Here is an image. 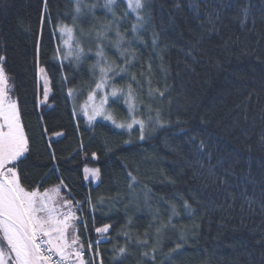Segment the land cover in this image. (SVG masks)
Segmentation results:
<instances>
[{"label": "trees", "instance_id": "obj_1", "mask_svg": "<svg viewBox=\"0 0 264 264\" xmlns=\"http://www.w3.org/2000/svg\"><path fill=\"white\" fill-rule=\"evenodd\" d=\"M151 3L153 24L141 33L144 43L133 45L136 67L129 72L143 84L137 91L142 99L138 107L145 117L150 105L160 108L170 123L140 141L136 130L130 133L102 119L89 123L77 111L92 84L89 65L94 61L79 69L64 61L66 67L60 70L54 59L57 39L51 35V24L42 27L40 23L41 0H0V55L7 58L6 70L32 137L31 155L23 165L26 183L50 173L44 185L48 187L62 178L67 194L84 202L79 212L88 225L87 230L81 228L83 237L100 239L95 227L112 225L108 239L98 245L104 264H118L112 249L125 244V232L133 240L121 264H145L141 252L150 249L134 241L144 239L148 230L151 245L155 226L166 223L171 215V204L179 213L172 217L175 227L165 231L151 264H264V0L201 3L202 20L205 7L220 13L218 32L198 26L200 21L193 19L188 7L191 0H183L179 10L175 0ZM72 7L69 0H48L44 14L53 18L69 14L65 22L70 24ZM241 7L249 9L247 20ZM122 11L121 4L117 14ZM108 19L110 14L98 8L95 22ZM132 22L121 31L129 32ZM92 26L91 16L81 24L85 32ZM154 29L160 33L156 46L152 45ZM107 51L110 60L121 63L115 48ZM149 63L152 87L169 86L164 99L148 94ZM40 67L54 78L48 104L40 102ZM61 71L69 77L63 85ZM141 72L145 75L140 76ZM128 82L119 80L117 86ZM68 88L77 89L76 95L68 96ZM109 110L118 122L127 118L123 101H110ZM57 131L62 135L55 137ZM201 139L205 147L198 150ZM86 164L100 169L98 183L85 182ZM128 172L137 177L134 190L128 187ZM183 200L190 209L183 207ZM181 237L185 241L181 253L168 256Z\"/></svg>", "mask_w": 264, "mask_h": 264}, {"label": "snow or ice", "instance_id": "obj_2", "mask_svg": "<svg viewBox=\"0 0 264 264\" xmlns=\"http://www.w3.org/2000/svg\"><path fill=\"white\" fill-rule=\"evenodd\" d=\"M43 12L40 16L41 26L51 24V35L57 39L54 47V59L59 61L60 70L66 65L79 69L89 60L94 62L89 65V72L92 84L85 103L80 108L89 123L102 117L111 121L118 129L128 132L138 131V139L143 141L146 135H150L157 128L166 127L170 121L163 119L160 108L153 109L147 106L148 115L138 107L142 99L137 91L143 87L137 74L129 72L135 68L137 54L133 45L136 42L144 43L142 32L146 33L148 26L153 24L151 0H103L97 3L96 0H69L73 5L71 8V23H66L69 14H57L53 18L48 12V0H41ZM183 0H175L174 6L177 10L182 7ZM207 6L208 0H191L188 5L194 12L193 19L200 21L198 25L207 32H218L217 21L220 20V13L209 11L205 7L201 19L200 4ZM225 4V0H221ZM124 6V11L117 14V9ZM226 7H232L226 3ZM104 9L110 14L106 22L96 23V11ZM243 19L249 16L248 7H241ZM91 16L93 26L85 32L81 27L83 21ZM132 20L129 32H122L121 28L126 27ZM211 26V27H208ZM129 34L131 39H128ZM160 33L152 32V45L156 46ZM114 37V38H113ZM115 48L121 63L116 64L108 57V51ZM37 58L39 56V42L36 47ZM6 56L0 55V264H104L98 245L101 239H108L112 225L104 224L95 227V232L100 239L95 241L83 237L81 228L87 230L86 221L78 215L82 211L83 201H75L70 193L63 195L62 192L68 186L66 182L57 177L58 183L44 187L48 182L49 174L40 177L39 181L26 183L25 162L30 158L32 151V137L26 131L22 120L21 99L16 93L13 78L6 70ZM161 71L167 73V68L161 64ZM147 79L149 96L164 99L168 96L169 86L153 88L151 84L152 65H147ZM39 75L42 80V95L46 102L52 91L54 78L49 75V70L40 67ZM140 76L145 73L141 72ZM69 77L61 71V85L67 82ZM128 79L126 86H117L119 80ZM77 89L68 88V96H74ZM110 101L116 104L123 101L126 106L127 118L117 122V116L109 110ZM171 103V101H169ZM155 112V116L151 115ZM57 135H60L57 133ZM195 138H193L194 140ZM264 141V136L261 137ZM126 144L131 141H125ZM205 147V141L200 140L198 150ZM97 158L96 153H92ZM84 172L93 178H99L100 169H89L85 167ZM87 178V175H86ZM129 179L128 187L134 190L138 183L137 177L132 172L127 173ZM226 183V181H223ZM150 191V190H149ZM147 197V192L145 193ZM91 204V201H87ZM94 207V206H93ZM183 207L190 209L191 205L183 200ZM171 215L168 221H160L155 226V239L150 245L148 230L144 233V239H135V243L150 251L141 252L145 264H151L156 259L155 253L161 244L165 231L174 228L172 217L179 213L175 204H171ZM131 224V220L128 222ZM153 224L149 225L151 229ZM198 227V226H194ZM126 242L123 245L117 244L112 249L113 257L118 264L127 258L129 253V241L133 240L130 233H124ZM184 239L181 237L174 247L168 251V256L175 258L181 253L184 247ZM261 243V241H257ZM86 252L89 258L86 259Z\"/></svg>", "mask_w": 264, "mask_h": 264}, {"label": "rangeland", "instance_id": "obj_3", "mask_svg": "<svg viewBox=\"0 0 264 264\" xmlns=\"http://www.w3.org/2000/svg\"><path fill=\"white\" fill-rule=\"evenodd\" d=\"M101 1H102V3H103V0H101ZM38 76H39L40 84L42 85V80H41V78H40L39 71H38ZM41 89H42V86H41ZM50 94H51V92H50ZM50 94H49V96H50ZM87 94H88V93H87ZM86 98H87V95H86V97H85V98L79 103V106L77 107V111H78L79 113H81L82 115H83V113H82V111H81L80 106H81L83 103H85ZM40 102H41V103H47V104H48V100H47L46 102L43 100L42 92H41ZM49 104H50V103H49ZM83 116H84V115H83ZM84 117H85V119L87 120V117H86V116H84ZM96 119H102V120H105V119H103L102 117H97ZM87 121H88V120H87ZM107 121H108V120H107ZM110 122H111V121H110ZM117 122H118V121H117ZM57 133H59L60 135H62V131H57V132L54 133V136H55V137L60 136V135H57ZM85 167H87V168H89V169H95V168H98V166L90 165V164H86V165H84V167H83V176H84V180H85V182L88 183V182L91 181V182L94 183V184L98 183V182H99V179H100V175H99V178H93L90 174H86V173L84 172ZM86 175H87V178H86ZM67 195H68V194H67Z\"/></svg>", "mask_w": 264, "mask_h": 264}, {"label": "crops", "instance_id": "obj_4", "mask_svg": "<svg viewBox=\"0 0 264 264\" xmlns=\"http://www.w3.org/2000/svg\"><path fill=\"white\" fill-rule=\"evenodd\" d=\"M50 186H51V185H50ZM48 187H49V186H48ZM62 194H63V195H67V192H66L65 190H63ZM78 215L81 216L79 212H78Z\"/></svg>", "mask_w": 264, "mask_h": 264}]
</instances>
